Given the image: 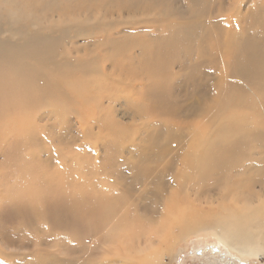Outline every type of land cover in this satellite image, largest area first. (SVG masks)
I'll use <instances>...</instances> for the list:
<instances>
[{
	"label": "rangeland",
	"instance_id": "obj_1",
	"mask_svg": "<svg viewBox=\"0 0 264 264\" xmlns=\"http://www.w3.org/2000/svg\"><path fill=\"white\" fill-rule=\"evenodd\" d=\"M21 27L55 61L49 88L0 65V264H125L169 231L161 264H264L212 222L264 237V82L233 69L255 43L264 66V0H0V42Z\"/></svg>",
	"mask_w": 264,
	"mask_h": 264
},
{
	"label": "bare ground",
	"instance_id": "obj_2",
	"mask_svg": "<svg viewBox=\"0 0 264 264\" xmlns=\"http://www.w3.org/2000/svg\"><path fill=\"white\" fill-rule=\"evenodd\" d=\"M21 29H23L21 35L25 37L24 41H22L23 43L19 42L10 47H6L0 42V65L6 64L11 66L16 76H22L26 73V71L23 70L24 66L20 65V58L21 56L28 54L34 62L33 69L36 70L35 75L31 78V84L49 88L50 84L48 83V79L42 70L44 69L43 67L54 63L55 44L46 39L41 33L34 34L28 30L24 31L25 29L23 27H21ZM255 44H250L251 46L248 47V50L256 49L257 46ZM248 50L244 55L237 57L233 65V69L242 77H247L249 80H252L250 78L253 77V81L255 80L262 83L264 82V66L260 68L258 66L255 67L254 53H250ZM72 99L73 98L69 99V102L56 100L55 105L61 104L62 106L66 103V111L78 115L72 106L74 103V101H71ZM45 102H47L46 99ZM55 108L58 114L62 116L61 107ZM224 135H228V132H225ZM233 143V147H236L237 141H234ZM188 154V156L186 155L187 160H185L187 168H191L192 166L197 165L198 161L203 160V158H201L199 154L195 153L193 150ZM206 157L208 156L206 155ZM66 207L68 206L66 205ZM81 216V221L83 223H87V221L92 222L94 220L93 214H81ZM177 216L178 212H175L173 215L174 221L178 220L179 217ZM212 222L217 225L215 230L216 236L231 250H240L249 255H257L262 252L264 253V237L258 232H252L253 225L256 223L255 220L248 218L247 216H235L230 214L212 219ZM174 225L175 223L172 224V227ZM170 232L171 231L167 232L166 236L158 238L156 242H153L151 236L146 235L142 244L137 243L136 245L124 246L123 243H120L114 249V253L116 254V257L121 258L125 264H161L166 255L165 253L168 250V246H165V249L160 250L162 249V246L160 245H164V242L167 241L166 239L170 237ZM240 257L243 258L242 255H240Z\"/></svg>",
	"mask_w": 264,
	"mask_h": 264
},
{
	"label": "water",
	"instance_id": "obj_3",
	"mask_svg": "<svg viewBox=\"0 0 264 264\" xmlns=\"http://www.w3.org/2000/svg\"><path fill=\"white\" fill-rule=\"evenodd\" d=\"M216 251V250H215Z\"/></svg>",
	"mask_w": 264,
	"mask_h": 264
}]
</instances>
